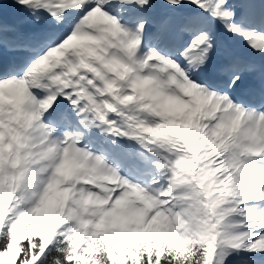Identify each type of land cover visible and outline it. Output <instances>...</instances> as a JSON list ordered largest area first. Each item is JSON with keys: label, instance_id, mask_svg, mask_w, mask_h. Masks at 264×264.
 Returning <instances> with one entry per match:
<instances>
[{"label": "snow or ice", "instance_id": "6c2138e0", "mask_svg": "<svg viewBox=\"0 0 264 264\" xmlns=\"http://www.w3.org/2000/svg\"><path fill=\"white\" fill-rule=\"evenodd\" d=\"M0 264H264V0H0Z\"/></svg>", "mask_w": 264, "mask_h": 264}]
</instances>
